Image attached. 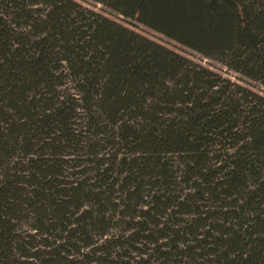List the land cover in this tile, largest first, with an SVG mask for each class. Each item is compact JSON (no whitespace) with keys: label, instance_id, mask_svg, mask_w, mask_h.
Masks as SVG:
<instances>
[{"label":"trees","instance_id":"obj_1","mask_svg":"<svg viewBox=\"0 0 264 264\" xmlns=\"http://www.w3.org/2000/svg\"><path fill=\"white\" fill-rule=\"evenodd\" d=\"M0 0V264H264V0Z\"/></svg>","mask_w":264,"mask_h":264},{"label":"rangeland","instance_id":"obj_2","mask_svg":"<svg viewBox=\"0 0 264 264\" xmlns=\"http://www.w3.org/2000/svg\"><path fill=\"white\" fill-rule=\"evenodd\" d=\"M78 2H80L81 4H83L84 6H87L97 12H102L103 14L110 16L112 18H117L120 19L118 17H115L114 15H112L111 13H104V10L101 8L100 5L93 3L90 0H77ZM129 28L133 29L134 31H136L137 33L144 35L168 48L173 49L174 51L180 53L181 55L185 56L186 58H188L190 61L198 64V65H202L204 67H207L211 70H213L214 72L220 74L221 76L233 81V82H237L239 84L242 85H247L248 87H250L252 90L258 92L259 94L264 96V87L253 83V82H248L245 83V81L241 80V78L239 77L238 74H235L234 72L227 70L225 67H223L222 65L206 59L204 57H202L201 55L192 52L188 49H185L183 47L178 46L176 43L167 40L166 38L161 37L160 35L156 34L155 32L143 27L142 25L135 23V22H129V23H125Z\"/></svg>","mask_w":264,"mask_h":264}]
</instances>
